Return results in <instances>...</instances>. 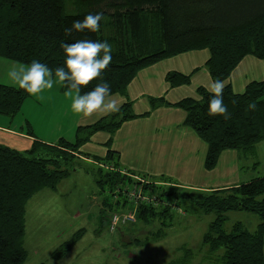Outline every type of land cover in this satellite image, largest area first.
I'll return each mask as SVG.
<instances>
[{
  "label": "trees",
  "instance_id": "1",
  "mask_svg": "<svg viewBox=\"0 0 264 264\" xmlns=\"http://www.w3.org/2000/svg\"><path fill=\"white\" fill-rule=\"evenodd\" d=\"M89 13H103L99 33L73 31L72 35H65L66 28H71L74 21H83ZM85 38L107 40L112 45V60L103 78L114 96H126L128 85L137 73L159 61L207 50L204 67L211 81H223V101L231 118L210 116L212 94L199 86L195 92L198 97H185L172 104L164 94L149 96V111L138 115L127 100L120 105L119 112L101 117L93 124L78 126L72 143L63 138L49 145L33 140L24 151L0 144V264L25 262L27 201L42 189L54 191L74 170L83 168L99 186L107 189L108 197L101 200L102 215L104 211L117 209L120 202H127L118 193L137 183L134 177L137 175L119 166L120 155L111 149V137L104 143L107 145L104 156L84 152L83 146L96 133L114 135L129 120L147 117L160 107L177 108L184 112L183 126L205 143L206 172L217 167L220 155L226 151L253 157L256 147L264 140V77L249 81L239 93L227 81L248 56L264 62V0H0L2 59L25 65L37 60L55 69L65 62L61 42L74 43ZM199 70L194 68L189 74L170 71L166 73L165 83L170 89L191 85V78ZM99 82L93 81L82 92L91 91ZM60 90L66 91L62 85ZM29 96L18 86L0 84V116L14 119ZM252 102L256 103L255 111L248 109ZM85 162L97 168H87L83 166ZM150 182L153 186L145 187L151 188L150 195H155L164 205H137L136 222L149 225L160 221L161 228L151 240L165 237L167 233L162 228L171 226L177 215L182 218L190 213L213 214L214 220L200 241L201 249L206 250L202 261L264 264V176L209 192L170 184L156 186V182H171L167 178ZM233 211H246L257 217L256 229L249 231L240 222L226 229V214ZM83 233V229L77 230L54 248L50 258L64 257ZM147 241L135 242L145 245ZM178 250L181 255L169 264H190L195 253L185 245Z\"/></svg>",
  "mask_w": 264,
  "mask_h": 264
},
{
  "label": "rangeland",
  "instance_id": "2",
  "mask_svg": "<svg viewBox=\"0 0 264 264\" xmlns=\"http://www.w3.org/2000/svg\"><path fill=\"white\" fill-rule=\"evenodd\" d=\"M206 55L208 56L207 50H203L201 53L192 52L188 55L181 54L180 56L160 61L156 67H147V70L141 73V75L143 76V80H145L146 77L148 78L149 76H152L153 69H156L157 71L155 74L156 77L159 75V71L181 70L183 62L186 60L193 62L192 64H195V66H198L200 69L195 73V77H192L193 81L197 82V84L205 86L207 84L204 83V74H207V72L202 64L203 61L205 62L206 58L204 57H206ZM186 57H188V59H184ZM4 60L10 64L6 63V67L0 68V81H3L2 83L11 86L13 84L6 78L4 71L7 70L8 72L9 69L17 63L13 61L10 62L6 59ZM263 77L264 62L248 56V58H245L240 62V64H238L237 68L231 73L227 81L231 83L232 90L239 93L243 90L246 84L249 83V81H260ZM154 86L155 89H158L159 87L156 86V84ZM150 91L152 93L155 92L153 90ZM149 96L154 95L145 94L144 97H139L138 101L147 102ZM143 108L144 107H140L142 111ZM133 111L135 112L134 109ZM27 112L32 114V121L37 130H43L48 127V125L42 124V120L44 119H51L52 123L56 122L61 125L68 121L67 119L69 116L67 113L61 114L56 106L55 109H53V106L49 104H43L36 107L34 110L30 109ZM60 125L56 126L52 130L55 143L58 142L60 138H63L70 143L74 142V136L72 133L67 135V131L64 127L65 125ZM171 126V124H167L166 122L164 123V119L161 118V120L151 119L146 123L140 121L138 124H129V126L124 129H120V131L117 129L114 135L96 133L88 144L90 145L88 152L97 155L106 151L107 145H104L106 142H99L100 136L102 135L111 137L112 150L116 141L117 143L120 141L123 142V140L128 136L129 140L134 144L131 145L130 150L128 149L126 151L124 150L125 145L123 144V150L127 160L133 161L135 166H147L148 169L140 170L133 167V169H135L133 173L137 175H134V177L138 179H141L139 177H145V179L147 178V180L143 179L144 181L142 182H147L148 185L144 184L142 188L151 190V188L145 187L153 186L150 181H158L163 178H167L171 182H156V186L160 185L164 187L165 185L170 184L171 186H177L179 188L194 189L186 187V185L194 186L197 184H194V182L191 183L188 180H186L188 182L185 181L186 183H182V179L176 177L177 175L160 176L159 174L156 175L152 173L153 170L157 169L150 167V158L155 156L154 151H152L153 146L150 144V133L156 132L157 134L164 136V139H166V137H171L169 134L173 135L185 128ZM143 131L145 132L143 139L137 141V135ZM153 140L155 141V139H152V141ZM179 141L181 140L179 139ZM184 141H186V145H189L190 141H188L187 138L184 137ZM200 144H202L201 147L205 146V143L202 140H200ZM93 147H96L97 152L91 151ZM191 147L197 149V147L193 145H191ZM126 148L127 147H125V149ZM83 150L85 151V149ZM200 152L201 151H198L197 149L196 154H183L181 157H176V162L174 163L163 161L161 164L162 166L169 168L174 164H176L177 167L180 162H184L185 160L188 162H195L197 157H200ZM232 152L238 154L235 151ZM218 162L219 163L215 169L208 171V174L203 173V176H199L200 183H203L205 186H220L225 183L238 184L254 180V178L257 177H263L264 140L256 147V153L253 157L244 156L238 157L237 159H229L227 158V155L222 154ZM255 162L259 163L257 167L252 168L253 164L255 166ZM119 164L122 166V169L126 168L121 162H119ZM83 166L91 169L97 168V165H92L89 162H85ZM237 166L242 168L243 172L239 175L233 173L230 174L229 172L232 169L236 170ZM170 169L176 170L175 167H171ZM137 183L140 184L139 182ZM102 188L105 192L101 190ZM194 190L209 192L210 189L203 190L198 188ZM118 194H120L125 200L128 198L127 202H120L117 209L110 210L109 212L104 211V214L102 215L100 212L102 209L101 200L105 196L108 197V191L104 185L102 187L99 186L92 174L87 173L83 170V168H81L74 170L69 177L62 179V182L58 184L54 191L42 189L40 190V193L33 195L29 201H27L25 209L26 228L23 247L26 249L27 257L23 264H169L170 261L178 259L181 255L178 248L184 245L195 253V256L191 260L190 264H208V262L202 261L203 256L206 254V250L205 248L201 249L200 241L203 233L206 231V227L212 220H214L213 214L198 215L190 213L188 216L185 215L182 218H178L177 215L175 216L174 222L171 226L162 228V230L167 233L166 236L153 241L151 239L154 238L156 234L155 232L157 229L161 228L160 221L155 220L149 225L136 222V207L139 204H135L129 200L128 194H124L122 190ZM116 198L117 197H114V199ZM173 210L176 211L178 208H173ZM110 215L119 216L120 221L118 223H120L121 220L123 221L114 230H109L110 223H108V221ZM226 218V229H229L233 223L240 222L247 230L254 231L257 223L259 222L257 217L246 211L229 212L226 214ZM79 229H83L84 233L81 235V239L76 242L74 248L60 259H51L50 253L54 250V248L70 239L72 237L71 235ZM136 240L139 242H143L144 240L148 241L147 243H144L145 245H139L135 242ZM220 253L222 252L219 251V254Z\"/></svg>",
  "mask_w": 264,
  "mask_h": 264
},
{
  "label": "crops",
  "instance_id": "3",
  "mask_svg": "<svg viewBox=\"0 0 264 264\" xmlns=\"http://www.w3.org/2000/svg\"><path fill=\"white\" fill-rule=\"evenodd\" d=\"M203 51L197 52V53H201ZM191 53H187V54H182V55H188ZM190 57V56H189ZM207 55L206 58L207 59ZM184 59H188V57L184 58ZM182 59V60H184ZM205 59V60H206ZM4 63V64H3ZM7 62L4 59H0V68L2 67H6L7 64H10L9 62L6 64ZM160 63V61L158 62V64ZM193 62H189V61H184L183 62V67H181V70H173L176 72H180V73H185V74H189L194 68H197L198 66H195V64H192ZM204 61L203 64L204 65ZM158 64L153 65V67H156ZM192 64V65H189ZM201 65V66H202ZM200 66V67H201ZM5 69V68H4ZM147 69H143L141 71H139L137 73L136 79L133 80L129 85H128V89L126 92V96H120V95H115V98L117 99L119 105L125 103L127 100L132 102V109L135 110V114H141V113H145L149 111V104L148 101H138L139 97H144L145 94L149 95H154L153 97H159L161 94H164L167 101L172 104L174 102H177L179 100H182L185 97H193L194 95L196 96V88L199 86H202V84H197V82L193 81V78L195 77V74L193 75V78L191 79V85H187V86H182L179 88H169V86L165 83V76L166 73L170 72V71H159V75H157L156 77V69H153L152 71V76H149L148 78L146 77L145 80H143V76L141 75V73H143L144 71H146ZM165 70V69H164ZM4 74L7 77V70L4 71ZM208 75V76H206ZM156 77V78H155ZM208 77V78H207ZM1 78V77H0ZM211 81V78L209 77V74L207 72V74H204V83L207 84L205 86H202L204 88L208 89L209 83ZM3 81H0V84H4L2 83ZM156 84V86H159L158 89H155L154 85ZM7 85V84H6ZM199 85V86H197ZM13 86V85H11ZM162 86V89H161ZM192 87V88H191ZM61 84L60 83H56L54 84L53 88L50 90H45L42 94L38 95V96H29L28 98L25 99V101L23 102L24 104L21 107V110L19 111V113L16 114V116L14 117V119H9L5 116H0V144L1 145H6L12 149H18L20 151H24L27 149V147L30 145L31 141L33 140H37L40 141L44 144H54L55 143V139L54 135H52V130L60 125L57 124L56 122L51 121V119H44L42 120V124L43 125H48V127H46L43 130H37L35 128V125L32 121V114L28 113V110H34L36 107L41 106V105H52L53 109L56 108L58 109V111L61 114H66L69 115L68 116V121L64 124L61 125H65V129L67 131V135L72 133L73 136H75L74 131L78 126H82V125H90L93 124L94 121H96L99 118L93 117V118H81L80 116H78L77 114H75L72 109H71V100L65 96V93L62 94L61 92ZM145 89V90H144ZM144 90V91H143ZM150 90L155 91L154 93H152ZM192 94V95H191ZM132 95V96H131ZM194 96V97H195ZM193 97V98H194ZM138 101V102H137ZM44 102V103H43ZM144 102V103H143ZM43 103V104H41ZM139 103V104H138ZM139 105V106H138ZM140 107H144L143 111L142 109H140ZM31 112V111H30ZM164 119V123L166 122L167 124H171V127H181L184 128L185 126H183V121H184V112L177 109V108H164V107H160L154 111H152L149 116L147 117H138V119H134V120H129L127 121V123L123 124L118 131H120V129H124L127 126H129V124H138L140 121L143 123H146L148 121H150L151 119H159L161 120ZM175 124V125H173ZM60 125V126H61ZM60 129V127H59ZM28 131L32 132V134L30 135L28 133ZM105 134V133H102ZM108 134V133H106ZM145 132H141L137 135L136 140L139 141L141 139H143ZM124 135V134H123ZM169 136L171 137H166V139H164V136H161L160 134H157L156 132L150 133V140H151V145L153 146L152 151H154V155L150 158V167H154V169L157 170H153V174L156 175H160V176H174L177 175L176 177H178L179 179H182V183H186V182H191L197 185H186V187H191L194 189H203V190H211V189H220V188H229L232 187L234 185H239V184H243V183H231V184H221L220 186H205L203 183L199 182V176H203V173L208 174V172H206L203 169V159H204V155L206 153V147L202 146V144H200V139L196 136V134H194L192 132V130L187 127H185L184 129H181L180 132L175 133V134H169ZM107 136L102 135L100 136V141L99 142H106ZM175 137V138H173ZM184 137L188 139V141H190L189 145H186V141H184ZM181 141H179V139ZM152 139H155V141ZM173 139V140H172ZM90 143V142H89ZM89 143H86L82 149H85L84 152H87L89 155H93L91 152H88V148H90V145H88ZM117 143V141H116ZM114 143V148L113 150H115L116 152H119L120 155V159L119 162H121L122 164H124L123 166L126 167L125 169L123 168V171L125 172H134L135 169H133V167H135L136 169H147L146 167H139V166H135L134 162L131 160H127L126 155L124 153V150H130V147L132 144H134L132 141L129 140L128 136L127 138H125L122 141H120L119 143ZM123 144L125 145V147H127L123 150ZM117 145V147H116ZM191 145L197 147L198 151L200 152V157H197V160L195 162H188L187 160H185L184 162H180L179 165L176 167V164L170 166L169 168L162 166V162H176V157H181L183 154H188V153H193L196 154L197 149H194L193 147H191ZM200 146V147H199ZM199 147V148H198ZM92 152L96 151V147H93L91 149ZM97 152V151H96ZM106 151H103L99 154H97L98 156H104ZM165 154H169V155H165ZM224 155H227V158H234L237 159L238 157H240V155L230 151H226L224 153H222ZM222 154L220 155V157L222 156ZM96 155V156H97ZM159 155V158H158ZM219 157V159H220ZM124 158V159H123ZM120 166V164H119ZM128 166V167H127ZM122 167V166H121ZM171 167H175L176 170L174 169H170ZM247 168V167H244ZM212 171V170H210ZM230 171V169H229ZM243 172V169L238 167L236 168V170H231L229 173H233V174H237L239 175L240 173ZM151 173V174H152ZM188 180V181H186ZM186 181V182H185ZM247 182V181H246ZM40 193V192H39Z\"/></svg>",
  "mask_w": 264,
  "mask_h": 264
},
{
  "label": "clouds",
  "instance_id": "4",
  "mask_svg": "<svg viewBox=\"0 0 264 264\" xmlns=\"http://www.w3.org/2000/svg\"><path fill=\"white\" fill-rule=\"evenodd\" d=\"M103 19V13H89L83 21H74L71 28H66L65 35L70 36L73 31L99 33ZM60 47L65 55L63 66L53 69L37 60L28 65L14 64L7 72L8 79L34 97L60 83L66 89L65 96L71 100L72 111L81 118H101L119 112L120 105L103 78L112 60V45L107 40L85 38L74 43L62 41ZM97 80L100 82L91 91L82 92ZM224 87L221 80L210 81L208 90L212 96L208 114L228 120L231 114L223 101ZM232 103L235 105L236 101ZM248 109L255 111L256 103H250Z\"/></svg>",
  "mask_w": 264,
  "mask_h": 264
},
{
  "label": "built area",
  "instance_id": "5",
  "mask_svg": "<svg viewBox=\"0 0 264 264\" xmlns=\"http://www.w3.org/2000/svg\"><path fill=\"white\" fill-rule=\"evenodd\" d=\"M135 180H136V182H139L140 184L133 183L129 187H125L123 190L124 194H128L129 200H131L135 204L144 203V204L152 205L153 207H158V205L163 204V203H160L157 198H155V195H153V196L150 195L149 190L142 188V186L144 184H147V182L143 183L142 182V181H144L143 179H138L136 177H135ZM127 200H128V198H127ZM119 221H120L119 216L113 215L111 217L110 222H109L110 223L109 230H114L118 225H120L123 222L121 220V222L118 223Z\"/></svg>",
  "mask_w": 264,
  "mask_h": 264
}]
</instances>
